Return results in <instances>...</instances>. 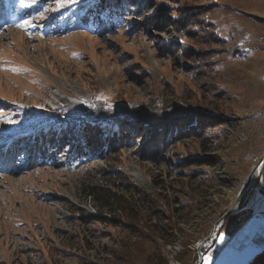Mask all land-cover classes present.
Returning <instances> with one entry per match:
<instances>
[{"label": "rangeland", "instance_id": "rangeland-1", "mask_svg": "<svg viewBox=\"0 0 264 264\" xmlns=\"http://www.w3.org/2000/svg\"><path fill=\"white\" fill-rule=\"evenodd\" d=\"M263 156L264 0H0V264H250Z\"/></svg>", "mask_w": 264, "mask_h": 264}, {"label": "trees", "instance_id": "trees-1", "mask_svg": "<svg viewBox=\"0 0 264 264\" xmlns=\"http://www.w3.org/2000/svg\"><path fill=\"white\" fill-rule=\"evenodd\" d=\"M105 15L108 17V21L111 20L113 23H115L114 22L115 20L114 9L112 8V6L111 8H105L103 10L102 16H105ZM79 130L80 131L78 133L79 134L78 138H76L77 139L76 144L75 146L74 145L72 146V149H73V155H78V157H82L83 154L88 151V138L86 137V135H84L83 127H81ZM114 133H117V134L120 133V129L118 126L114 128ZM46 134L47 133L44 132V134L42 135L43 138H46ZM39 137H40V134H37V136L33 137L34 141H37ZM30 149H32V147ZM33 149L36 150V147H34ZM1 155H3V153ZM0 166L1 167L7 166L6 162H0ZM135 194H136L135 191H130V190H125L122 193L121 192L113 193L112 190H109V191L92 190V192L90 193V196L96 198L102 204V207L104 209H108L109 207H112L113 205H115L117 208H119V210L123 209L124 211H128L127 207H129L130 204L133 203L134 205L139 206L142 203L141 199L138 201L135 200V202H133L131 199L129 200L127 199V195L128 196L134 195L135 197ZM250 264H264V250L257 257H255L254 260Z\"/></svg>", "mask_w": 264, "mask_h": 264}, {"label": "water", "instance_id": "water-1", "mask_svg": "<svg viewBox=\"0 0 264 264\" xmlns=\"http://www.w3.org/2000/svg\"><path fill=\"white\" fill-rule=\"evenodd\" d=\"M259 165L257 166L256 170H253V172L249 175V177L247 178V181L245 182V184L243 185L239 195H238V198L234 204V206L229 210V212L223 217L221 218L215 225H214V228L212 229V233L210 234V236H208L206 239H204L202 242H200L197 246V249H198V252H199V255H200V252H201V249L204 247V245L210 241L212 239V237L214 236L215 234V231H216V228L221 225L225 219L230 215L231 212H233L236 207L238 206L240 200L242 199V196L245 194V192L250 188V186L252 185V182H253V175L256 173V171L261 167L263 166L264 164V156L259 160ZM201 257V255H200ZM201 264V262H200Z\"/></svg>", "mask_w": 264, "mask_h": 264}, {"label": "bare ground", "instance_id": "bare-ground-1", "mask_svg": "<svg viewBox=\"0 0 264 264\" xmlns=\"http://www.w3.org/2000/svg\"><path fill=\"white\" fill-rule=\"evenodd\" d=\"M259 162H260V161L257 162V164H256V166L254 167L253 170H256L257 166L259 165ZM263 169H264V164H263V166H261V167L256 171V173L253 175V182H252V185H251L250 187H253L254 185H256V184L258 183V181H259V179H260V177H261V175H262V171H263ZM252 172H253V171H252ZM215 234H216V231H215ZM215 234H214V236H215Z\"/></svg>", "mask_w": 264, "mask_h": 264}, {"label": "snow or ice", "instance_id": "snow-or-ice-1", "mask_svg": "<svg viewBox=\"0 0 264 264\" xmlns=\"http://www.w3.org/2000/svg\"><path fill=\"white\" fill-rule=\"evenodd\" d=\"M34 2H35V0H20L21 6H24L25 3H34ZM63 2H64V0H61V3H63ZM15 70L16 69H13V71H15ZM207 259L210 260L211 257H208Z\"/></svg>", "mask_w": 264, "mask_h": 264}, {"label": "built area", "instance_id": "built-area-1", "mask_svg": "<svg viewBox=\"0 0 264 264\" xmlns=\"http://www.w3.org/2000/svg\"><path fill=\"white\" fill-rule=\"evenodd\" d=\"M262 190L264 191V187L262 188Z\"/></svg>", "mask_w": 264, "mask_h": 264}]
</instances>
